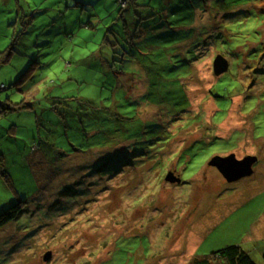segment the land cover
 <instances>
[{"label": "rangeland", "instance_id": "rangeland-1", "mask_svg": "<svg viewBox=\"0 0 264 264\" xmlns=\"http://www.w3.org/2000/svg\"><path fill=\"white\" fill-rule=\"evenodd\" d=\"M118 1L0 0V51L27 31L0 67V213L23 205L0 264H190L229 245L264 264V0H135L127 18ZM140 22L155 40L198 37L200 61L160 47V88L119 85L99 50ZM144 90L175 91L183 110L186 96L188 116ZM23 98L32 108L3 112ZM231 154L257 156L254 174L228 182L210 162Z\"/></svg>", "mask_w": 264, "mask_h": 264}, {"label": "trees", "instance_id": "trees-1", "mask_svg": "<svg viewBox=\"0 0 264 264\" xmlns=\"http://www.w3.org/2000/svg\"><path fill=\"white\" fill-rule=\"evenodd\" d=\"M131 4L134 5L135 0L118 1V6L121 9L122 18H127L128 16L127 12L132 11ZM163 12L166 13V10H163ZM153 15H148L146 19L153 18ZM130 16H132V14H130ZM18 18L20 17L18 16ZM141 22L139 25L140 31L130 32L125 30V32H120L119 37H115V43L112 46H109L108 48L105 47L99 50L102 63L106 67V71L114 74L116 81H118L119 85L121 83H127V84L132 83V85L137 86L136 89L137 91L138 89L143 88V86L146 84L149 85L153 84L155 89H157V87L160 88V85L157 82H163L164 79L163 77L168 75V73H166L161 69V63L163 61L162 59H164V52L162 51L161 53V50L158 49L160 47L166 50V56L169 55L168 60L170 61V63H173V61H175L181 66H187L192 68L195 67L196 65L194 64L195 62L200 61L198 48L203 46L201 45L200 41H197L198 37L192 39V37L189 38L188 32H173L176 33L175 36L163 40L162 39L155 40L154 38L156 37L153 35L154 32H146V30L148 31L149 29L142 27ZM124 27L127 28V25L125 24ZM26 33H27L26 25L20 31L13 32V38L9 46L3 51H0V67L11 63L12 59L16 54L18 45L21 43L22 39H24ZM111 33L114 32L111 31ZM165 33L170 34V32H165ZM142 38L144 39V42L141 44L140 41ZM176 39L177 41L174 42ZM102 46H105L104 42ZM215 47L217 52H219L216 44ZM169 51H171L172 53H170ZM181 51L183 52L182 56H178L177 53ZM189 53L191 54L189 55ZM26 57H27L26 54L22 55L23 59H25ZM35 65H37L36 62L33 63L30 66V68L25 73H23L14 84L22 85L23 82L27 81L30 78V74L33 70V66ZM127 68H129L130 70H127ZM179 76L180 75L178 74L177 77ZM180 79L181 77L178 78V80ZM149 80H155L157 82L153 83V82H149ZM219 83L220 82L218 81L215 84V88L219 90L218 91L219 95L216 96L218 98H221L222 95L220 94L222 91H225V88L220 86ZM2 88L5 90L6 86L3 85ZM143 92L145 94H143L142 98L143 99L146 98L147 102H149V105H153V102H155L161 106L160 101L162 103H165L166 106H163L162 109L163 111L167 110L168 112H171L170 113L171 118L176 115L180 117L188 116L187 107H189V105H188V98L186 96L182 97V99L184 100L183 102H185V106L183 105L184 107L183 110L178 108V106H181L178 102V100L180 99L177 98L179 96L173 90L167 92L166 99L160 95L161 92L159 93V90H157V92L153 91L154 97L156 99L158 98L160 101L154 99L149 90L147 91L144 90ZM6 102L7 103H5L4 105L5 107L3 109V112L6 111L15 112L26 108H32V105L29 104L28 100L26 101L24 98L18 104L10 103L8 100H6ZM166 133H167L166 134L167 138L165 140L166 141L165 143H167L170 139L168 130ZM22 209H23L22 202H18L17 204H14L11 207H9L7 210L1 212L0 230L3 229L8 224H10L13 220L17 219L21 214ZM190 264H257V263L239 245H229L224 249L212 253L209 256L196 258Z\"/></svg>", "mask_w": 264, "mask_h": 264}, {"label": "water", "instance_id": "water-1", "mask_svg": "<svg viewBox=\"0 0 264 264\" xmlns=\"http://www.w3.org/2000/svg\"><path fill=\"white\" fill-rule=\"evenodd\" d=\"M229 69V61L223 55H217L214 59L213 70L216 76H221ZM258 161L257 156H246L239 160L235 154H231L226 157H215L211 160V164L215 166L218 171L224 176L228 182L238 181L244 177L253 175L254 164ZM169 180V178H167ZM181 179L177 178V182ZM52 256L51 252H47L44 255V260H50Z\"/></svg>", "mask_w": 264, "mask_h": 264}, {"label": "crops", "instance_id": "crops-1", "mask_svg": "<svg viewBox=\"0 0 264 264\" xmlns=\"http://www.w3.org/2000/svg\"><path fill=\"white\" fill-rule=\"evenodd\" d=\"M254 174V173H253Z\"/></svg>", "mask_w": 264, "mask_h": 264}]
</instances>
